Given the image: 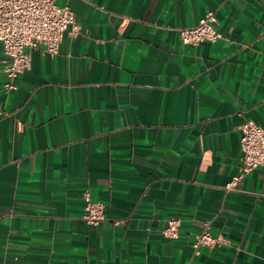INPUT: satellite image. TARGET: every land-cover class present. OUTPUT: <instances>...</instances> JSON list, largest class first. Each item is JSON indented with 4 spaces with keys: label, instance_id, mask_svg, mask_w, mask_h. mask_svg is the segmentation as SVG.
I'll return each mask as SVG.
<instances>
[{
    "label": "crops",
    "instance_id": "0c3cea01",
    "mask_svg": "<svg viewBox=\"0 0 264 264\" xmlns=\"http://www.w3.org/2000/svg\"><path fill=\"white\" fill-rule=\"evenodd\" d=\"M57 4L74 25L12 90L0 41V264H264V167L241 147L264 127V0ZM208 11L223 38L183 43ZM205 224L229 243L195 254Z\"/></svg>",
    "mask_w": 264,
    "mask_h": 264
},
{
    "label": "built area",
    "instance_id": "2783aa9c",
    "mask_svg": "<svg viewBox=\"0 0 264 264\" xmlns=\"http://www.w3.org/2000/svg\"><path fill=\"white\" fill-rule=\"evenodd\" d=\"M75 23V15L69 6H59L57 0H0V41L7 56L5 71L8 77L6 88L15 89L16 79L31 67L29 49H43L55 55L59 52L65 32ZM214 11H208L199 22L191 27L179 28L183 43L198 45L204 41L223 38L217 29ZM242 172L249 173L264 167V127L252 119L242 125ZM83 218L91 225H98L106 219L105 204L95 202L89 194ZM180 220L170 219L164 228L169 238L179 237ZM228 238L219 233L214 235L210 225L195 236V254L202 247L228 244Z\"/></svg>",
    "mask_w": 264,
    "mask_h": 264
}]
</instances>
